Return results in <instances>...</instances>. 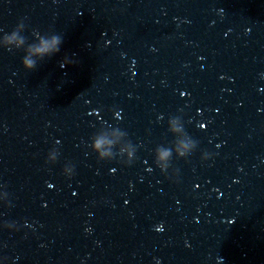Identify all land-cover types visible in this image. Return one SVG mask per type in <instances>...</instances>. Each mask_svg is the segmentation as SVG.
I'll list each match as a JSON object with an SVG mask.
<instances>
[{
    "label": "water",
    "instance_id": "water-1",
    "mask_svg": "<svg viewBox=\"0 0 264 264\" xmlns=\"http://www.w3.org/2000/svg\"><path fill=\"white\" fill-rule=\"evenodd\" d=\"M0 264H264V0H0Z\"/></svg>",
    "mask_w": 264,
    "mask_h": 264
},
{
    "label": "clouds",
    "instance_id": "clouds-1",
    "mask_svg": "<svg viewBox=\"0 0 264 264\" xmlns=\"http://www.w3.org/2000/svg\"><path fill=\"white\" fill-rule=\"evenodd\" d=\"M22 26V25H20ZM17 34L15 32L12 33V35L9 37V41L16 39ZM20 42L23 43V38L21 37ZM62 43V37L60 35H53L51 39H42L39 46H32L29 51V55H39L43 56L47 53L52 52H59L60 48L59 45ZM68 63H74L72 60H65L61 63V67H65ZM23 67L26 70H34L36 68V61L30 59L29 57H24L23 59ZM104 142L98 141L96 147L99 148ZM103 155V154H102ZM168 153L163 152L161 153V158H167Z\"/></svg>",
    "mask_w": 264,
    "mask_h": 264
}]
</instances>
